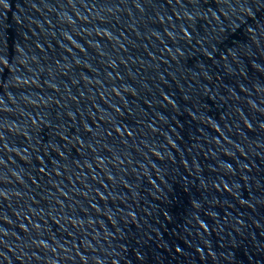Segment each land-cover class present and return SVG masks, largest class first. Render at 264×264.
Masks as SVG:
<instances>
[{"label":"water","instance_id":"1","mask_svg":"<svg viewBox=\"0 0 264 264\" xmlns=\"http://www.w3.org/2000/svg\"><path fill=\"white\" fill-rule=\"evenodd\" d=\"M0 264H264V0H0Z\"/></svg>","mask_w":264,"mask_h":264}]
</instances>
